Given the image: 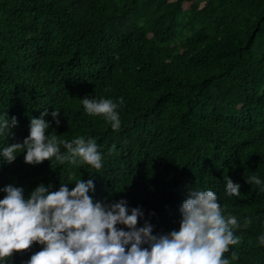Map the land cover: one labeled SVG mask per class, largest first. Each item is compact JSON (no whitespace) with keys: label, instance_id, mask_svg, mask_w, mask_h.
<instances>
[{"label":"trees","instance_id":"16d2710c","mask_svg":"<svg viewBox=\"0 0 264 264\" xmlns=\"http://www.w3.org/2000/svg\"><path fill=\"white\" fill-rule=\"evenodd\" d=\"M85 95L123 97L121 128L88 115ZM45 107L48 131L97 138L103 168L31 164L20 152L0 157V188L71 189L76 168L94 180L90 195L139 206L138 225L155 234L178 229L189 190L209 187L225 216L253 217L224 253L229 264H264V191L245 179L264 180V0H0V112L18 120L7 142H22ZM225 174L240 196L225 195ZM41 248L14 250L9 264Z\"/></svg>","mask_w":264,"mask_h":264},{"label":"clouds","instance_id":"9594fccd","mask_svg":"<svg viewBox=\"0 0 264 264\" xmlns=\"http://www.w3.org/2000/svg\"><path fill=\"white\" fill-rule=\"evenodd\" d=\"M122 103L123 97H81L84 111L102 116L114 131L122 125L117 110ZM47 113L45 107L38 117L30 118L29 134L22 142L8 143L6 138L14 135L10 130L18 120L15 116L9 119L6 111L0 112V157L11 163L24 152L27 163L49 159L52 164L90 166L100 171L104 153L97 138L77 135L62 139L55 129L48 131ZM59 115L60 108L54 107L51 116L57 125ZM113 150L114 146L108 152ZM80 175L76 168H70L66 181H74V187L70 189L62 182L52 191L51 184L40 183L28 196L21 186L7 184L0 188L5 193L0 198V264H9L14 250L28 249L33 242L42 248L21 264H229L224 253L230 245L239 243L236 230L253 223L251 216H245L243 224L231 213L225 216L212 188L193 187L180 205L178 229L154 234L147 220L138 225V218L144 216L139 206L130 208L124 198L111 203L96 199L90 195L94 180L81 179ZM245 179L264 191L259 174L246 175ZM223 181L225 195L240 196L239 182L227 174ZM257 242L264 245V232L259 233Z\"/></svg>","mask_w":264,"mask_h":264}]
</instances>
